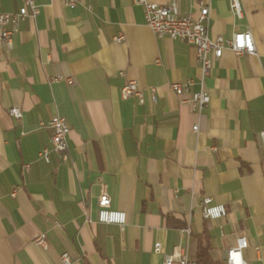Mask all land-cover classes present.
<instances>
[{
    "label": "crops",
    "instance_id": "crops-1",
    "mask_svg": "<svg viewBox=\"0 0 264 264\" xmlns=\"http://www.w3.org/2000/svg\"><path fill=\"white\" fill-rule=\"evenodd\" d=\"M147 1L180 16L206 4L210 37L251 31L256 54L225 49L204 76L196 48L158 38L136 0H37L11 46L0 38V264H64V253L71 264H163L179 244L194 262L203 247L227 264L240 238L243 259L264 264V0H241V17L230 0ZM21 6L0 0L1 13ZM127 78L143 103L122 97ZM189 80V93L172 90ZM202 83L210 103L199 111L187 99ZM58 115L70 127L66 162L40 155ZM103 185L123 226L98 222ZM204 198L227 215L205 220Z\"/></svg>",
    "mask_w": 264,
    "mask_h": 264
},
{
    "label": "built area",
    "instance_id": "built-area-1",
    "mask_svg": "<svg viewBox=\"0 0 264 264\" xmlns=\"http://www.w3.org/2000/svg\"><path fill=\"white\" fill-rule=\"evenodd\" d=\"M22 6L17 13L0 12V38L4 46L10 47L12 38L18 31V25L26 17L36 18L40 14V6L37 0H21ZM66 6L76 8L79 0H64ZM137 4L144 7L146 23L152 32L158 38H170L172 40H185L192 44L197 51L198 60L201 64V70L204 76L211 74L214 60L222 57L225 49L232 50L237 56L255 55L256 44L251 31L236 32L231 38L218 36L213 39L209 35L208 20L210 8L206 4H200L197 10L186 16H180L174 4H156L147 0H136ZM230 8L234 14L241 17L243 10L241 0H230ZM116 42L124 41V36L120 34L114 38ZM124 75V73H122ZM63 78L56 77L52 82H60ZM72 83L71 79H67ZM193 80L186 83L171 84L172 90L178 95L183 96L189 93ZM122 97L124 99L134 98L140 103L144 102V96L135 80L126 79L122 88ZM187 102L191 103L196 109L201 111L210 103V96L205 89L204 83L198 92L190 93ZM9 114L16 120L23 118V111L17 106L9 109ZM52 129V148H45L41 152V157L49 161L50 152L57 153L62 162L69 159L68 136L70 127L65 117L56 116L48 124ZM195 132L199 131L198 125L194 126ZM262 147L264 149V133L261 134ZM17 189L13 196H16ZM202 215L205 220L218 219L227 215V209L223 204H216L211 198H204L201 203ZM127 215L123 211L113 210L111 208V199L107 187L103 185L102 193L99 197L98 222L104 224H117L123 226L126 223ZM35 243L42 247H47V237L41 234L35 239ZM248 242L245 238H240L236 247L228 251L227 264H248L242 257V252L247 248ZM155 252L163 253V247L160 242L156 243ZM64 264H71L72 260L67 253L61 256ZM163 264H196L189 258L188 249L179 244L174 248L172 254L164 257Z\"/></svg>",
    "mask_w": 264,
    "mask_h": 264
},
{
    "label": "trees",
    "instance_id": "trees-1",
    "mask_svg": "<svg viewBox=\"0 0 264 264\" xmlns=\"http://www.w3.org/2000/svg\"><path fill=\"white\" fill-rule=\"evenodd\" d=\"M195 261L197 264H218L211 258L208 249L203 247L200 248Z\"/></svg>",
    "mask_w": 264,
    "mask_h": 264
}]
</instances>
